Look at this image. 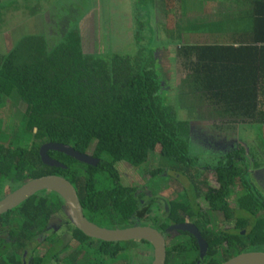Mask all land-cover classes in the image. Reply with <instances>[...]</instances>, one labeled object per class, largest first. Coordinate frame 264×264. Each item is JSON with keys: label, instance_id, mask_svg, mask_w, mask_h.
I'll return each mask as SVG.
<instances>
[{"label": "trees", "instance_id": "1", "mask_svg": "<svg viewBox=\"0 0 264 264\" xmlns=\"http://www.w3.org/2000/svg\"><path fill=\"white\" fill-rule=\"evenodd\" d=\"M191 4V0H181L178 8L185 14ZM132 6V12L128 11V23L143 21L153 33L151 10L146 7L145 0H133ZM135 8L140 11H135ZM262 10L252 9L254 18L245 29L253 37L249 42L188 44L175 39L173 46L165 44L169 46L166 50L173 51L176 58L171 75H165V80L160 78L158 66L148 60L143 63L134 55L106 57L107 54L92 43L96 37V30L91 32L95 17L87 25V13L80 15V10H77L74 19L67 21L65 28L57 29L58 35L51 45L41 35L23 37L4 56H0V106L5 100L20 104L22 110L14 113L15 120H18V137L29 145L28 148L6 149L5 156L11 164L0 166V172L7 173L0 176V182L4 177L13 182L17 178V182L24 183L47 174L61 176L74 188L84 217L95 223L84 211L95 217L103 212L107 217L105 226L111 228L126 221L121 220L112 207L114 200L123 201L130 194L135 205L141 206V201L145 200L142 188H137L138 193L133 194L136 192L133 188L121 185L117 164L126 163L137 169L144 166L149 152L156 153L167 160L166 171L178 173L188 180L192 198L196 188L193 181L195 171H210L215 186L207 188L205 199L212 211L221 213L223 221L228 224L233 220L234 232L226 233L222 230L209 231L205 228L206 220L198 218L201 225L199 233L207 245L205 255L198 264H220L241 252L264 251V199L256 192L247 175L251 167L257 166L255 157L238 139L231 147L219 151L208 150L201 142L192 144L188 121L176 118L174 113V110L183 113L182 107L188 113L190 101H177L171 105L162 97V83L165 82L166 87L170 86L175 92L184 83L192 95L191 101L213 102L223 110L240 116L234 124L255 123L260 127L264 123V38H258L259 35L264 36V8ZM115 15V19H121ZM180 30L192 29L188 23ZM106 34L104 32V39L108 38ZM179 73L186 75L180 86L173 80ZM256 101H260L261 109L256 108ZM258 130L256 137L263 141ZM48 142L67 145L78 153L90 155L97 163L95 166L83 164L65 154L50 151L52 159L63 167H47L40 161L38 148ZM223 142L228 144L230 141ZM199 145L203 146V156L210 157L213 152H218L217 157L205 164L190 151V146ZM2 160L0 156V164ZM163 168L150 172V177L163 173ZM94 175H99V180L102 176L108 177L109 185L102 188L95 186ZM240 191L243 195L235 199L237 210L248 213L250 220L234 218L233 209L226 203L227 197ZM49 196V203L46 197L39 196L37 199L35 195L30 196L0 215V231L8 230L9 237L17 235L19 229L21 232L24 230L26 236L35 234L40 236L38 241H46L44 247L36 245L34 250L43 249L37 250L34 257L33 250L28 251L30 253L24 262L29 264H59L50 249L52 240L45 235L46 229L37 231L41 226L44 229L51 215L60 213L63 201L55 193H49ZM174 203L175 200L169 203V215L165 222L158 225L159 228L184 221L176 214ZM182 203L187 206L190 201L179 202L181 206ZM183 209L189 211L188 207ZM134 216L136 223L141 225L140 221H144L145 217L141 218L137 212ZM245 227H248L247 231ZM62 228L81 249L87 244L95 245L93 253L82 255L78 251L79 254L65 258L66 263L111 264L122 261L120 264H133L134 255H137L134 250L143 246H146L145 250L151 249L149 243L142 240L112 243L94 240L85 237L69 222ZM242 230L245 231L242 233ZM168 237L165 234V240ZM54 243L61 245L58 239ZM18 245L5 242V248L0 251V264H19L17 253L25 246L20 244L19 249ZM193 245L194 240L167 244L164 264H194L183 260ZM6 251L10 255L6 256ZM127 251L129 254L125 255ZM217 251H220V262L216 258ZM151 259L152 256L149 261Z\"/></svg>", "mask_w": 264, "mask_h": 264}, {"label": "rangeland", "instance_id": "2", "mask_svg": "<svg viewBox=\"0 0 264 264\" xmlns=\"http://www.w3.org/2000/svg\"><path fill=\"white\" fill-rule=\"evenodd\" d=\"M132 1L133 0H0V31H7L11 42L18 41L25 37V35H39L38 33H40L44 35L45 39L48 41L47 43L51 45L52 41H54L58 35L57 29L65 28L68 25L67 21L74 19L77 16V10H80V15L83 13L85 14V12L87 13V25L90 23L93 16L95 17V26L91 32L94 33L96 30V37L95 41L93 40L92 43L93 45L96 43L95 47L98 45V49L103 50V53L107 54L106 57L114 54L123 57H131L134 55L135 58H140L143 63L145 60H148L150 63H154L155 67L158 66L159 74L161 76L160 78L165 80V75L170 77L169 75H171V70L174 68L176 62L174 52L166 50V48L169 49V46H173L175 39L185 42L186 40L183 38H186V32H183V38L179 35H173L171 33L168 34L165 32L166 29H171V25L168 24V22L173 21V15L170 14L173 12L172 2L170 3V0H145L146 7L151 10V25L153 33H151L149 28L145 27L143 21L135 20V22L133 21L128 23L130 19L128 11L132 12V9H134ZM161 5L165 8V12H163V14ZM135 11L138 12L140 10H136L135 8ZM180 12L179 8H177L176 15H179ZM115 14H117V18L120 17L121 19H115ZM38 16L39 19L36 21ZM97 18L99 20H97ZM179 25L180 27L186 26V24H182L181 21L179 22ZM180 27L177 25L178 29ZM104 32L108 33L106 34L108 37L106 39H104ZM124 33L127 37H125ZM231 36L235 35H228L229 38ZM219 37V35H216V38L210 37V39H218ZM212 42L224 43L223 41L215 42V40L193 41L195 44H212ZM165 44H168L169 46ZM12 45H15V43ZM89 48L90 50L92 49L90 46ZM2 49L5 48L0 47V51H2ZM185 77V73H179V75H176L173 80L178 86H180L183 81H185ZM162 91H164L162 94L163 99H166V101L171 105L177 101H190V109L188 110V113L185 112V108L183 107V113H179L175 110L174 113L176 118L181 120L186 119L188 121L189 135L192 144L201 142V144L206 146L208 150L211 148L213 151H219L224 147H231L234 141L238 139L241 143H243V145H245L246 149L251 152V156L255 157L254 152L259 150L256 154L257 156L255 157L256 160H254V162L258 164L257 162L260 160V150L264 151V146L261 147L259 143L260 139L256 137V132H259L258 129H260L258 125H255V123L249 125L241 123L237 124V122L234 124L233 122L238 120L240 117L237 116L236 113L233 114L230 111L223 110L221 106L212 104L213 102L191 101L192 95L190 90H187L186 84L184 85V83L181 88L175 92L171 90L170 86L166 87V83L164 82L162 83ZM182 94L183 96L180 97ZM11 101L15 100L11 99ZM256 108L261 109L260 101H256ZM15 110H22V107L18 102L11 103L9 100H5L0 106L1 156H5L7 148L10 150L15 147L28 148L29 145V142L23 143V141L18 137V120H15L14 117ZM228 137H230L231 140H229ZM224 139L230 142L228 144H224ZM211 145L212 147H210ZM199 146L200 147L190 146L192 149H189L193 155L200 158V160L205 164L209 163V159L217 157L218 152H213L210 157L203 156L205 154L203 146ZM148 154L149 155L144 166L137 169L131 168L126 163H118L116 166L121 185L131 187L133 188V191H136L137 188H142L143 190L141 194L143 195V198H145V200L143 199L141 201V206L135 205L134 201L132 202V194H130V197L123 201H120V199L114 200L112 202V207L117 210V214L120 216V219L130 220L132 222L136 219L134 214L137 212L141 218L145 217V219H143L144 221H140L141 226L147 225L149 227H155L158 232H162L160 230L163 228H159L158 225L166 221L169 215V203L173 200L176 201V203H174L176 214H179L182 218L188 219V222L193 223L196 220V216H201L200 218H204L205 216L206 219H208V211L211 209H209L210 206L208 204V200L205 199V193L207 188H214L215 185L211 175L209 174L210 171H195L193 181L196 188L194 197L192 198L188 180L185 177L178 175V173L166 171L168 168L166 159H161L156 153L149 152ZM5 160L7 161L9 159L5 158ZM4 165L7 166L6 162L2 161L0 166L3 167ZM160 167H164L162 169L163 173L150 177V172H153ZM98 176L99 175H94L92 177L95 181V186L102 188L109 185L108 177L102 176L99 180ZM248 176L251 183L254 185L256 192L264 199V191L257 186V179L256 176H254V172ZM9 181L10 180L5 179L1 182V194L5 192L6 187L11 186ZM18 185L19 182L15 186L17 187ZM12 186L11 188H13ZM47 193L48 192L44 190L38 191L35 194V198L38 199L39 196H45L46 201L49 203L51 200L49 194ZM137 193L138 191L133 194ZM240 195H243V191L227 197L226 203L229 208L233 209L234 218L242 217L250 220L248 213L245 214L244 212L237 210L235 199H237ZM183 200H189L190 203H187V206H183L184 203H182L181 206L179 202ZM183 207H188L189 211L187 209H183ZM193 210L194 214L192 215ZM210 212L213 213V216H210V220H207V223L210 221V226L205 225V228L208 227L209 231L210 228L211 230L223 229V224H227V222L223 221L221 213L214 212L212 210ZM84 214L88 215L89 218L95 222V224H103V212L99 213L98 217L93 216L87 211H84ZM187 214L188 217H186ZM58 216L59 214H53L50 216L49 225L52 227L53 232L51 233L48 230L45 232V235L50 233L48 235L50 239H53V237L55 239L59 237L61 238V236H63V243L61 246L63 247L62 249H58L57 245H52L50 248L56 257V262L59 264H68L63 261V259L67 258L69 255H74V253H78V251L82 255L85 254V252L93 253L95 245H89L86 243L87 245H84L81 249L76 246V241L70 240L69 235L63 232L64 229L61 227L59 228L60 217ZM229 222V224H231L232 220ZM196 225L199 228L201 226L199 223ZM166 229H170V226H167ZM245 229L247 231L248 227H245ZM37 231H44L43 226L39 227ZM243 231L245 230H242V233ZM23 232L17 229V235L12 234L8 237L10 234L8 230H5L4 232L0 231V238H6L7 242L10 244H19V249L20 244H23L25 246L24 249L17 253V256L19 257V264H29V262H24L26 256L30 253L28 251L32 249V255L34 257L37 250L43 249L40 247H44L46 245V241H38L39 238L36 237L35 234L26 236L24 230ZM166 233L169 236L166 241L168 245H174L175 243L187 239L186 235L181 233L177 234L175 229H171ZM135 244L139 245L138 242H135ZM36 245H39L40 247L34 250V248L37 247ZM145 247L146 246L138 247V249L134 250L137 255H134L133 264H150L151 260L149 261V257L146 256H151L152 254L150 253V250H145ZM64 248L66 249L65 251H63ZM1 250L2 249H0V251ZM128 254L129 251L125 253V255ZM5 255L8 256L10 254L6 251ZM191 258L192 257L188 255L184 257L183 260L184 262H189ZM216 258L218 262L221 261L220 251L216 252ZM120 263L123 262L117 261L111 264ZM69 264H73V262H70Z\"/></svg>", "mask_w": 264, "mask_h": 264}, {"label": "water", "instance_id": "3", "mask_svg": "<svg viewBox=\"0 0 264 264\" xmlns=\"http://www.w3.org/2000/svg\"><path fill=\"white\" fill-rule=\"evenodd\" d=\"M41 149L52 150L65 154L74 160L95 166L97 160L88 154H82L74 151L71 147L63 144L44 143L38 150L40 161L44 165L63 167L55 160L48 156L42 155L45 152ZM50 191L55 193L63 201V212L71 225L80 231L85 237L102 241V242H126L130 240H142L152 248V260L150 264H164L165 259V241L162 235L154 228L147 225L131 226L126 228L106 229L88 221L82 214L80 204L72 185L63 177L58 175H44L30 179L13 190L2 199H0V215L6 213L19 203L33 196L38 191ZM189 227L190 230L184 229ZM186 230L190 232L197 240L199 247V257L203 255L205 242L200 238L198 232L191 225L177 224L170 226V229ZM220 264H264V251H248L238 253Z\"/></svg>", "mask_w": 264, "mask_h": 264}, {"label": "crops", "instance_id": "4", "mask_svg": "<svg viewBox=\"0 0 264 264\" xmlns=\"http://www.w3.org/2000/svg\"><path fill=\"white\" fill-rule=\"evenodd\" d=\"M171 2L173 12H171L170 14L173 15V21L168 22V24L171 25V29H166L165 32H167L168 34L171 33L173 35L176 34L183 38L182 36L184 35V31H181L180 28L178 29L177 25L180 21L182 24L186 25L189 23V28H191L192 30L185 31V35L187 36L186 38H183L188 44H195L193 43V41L196 40H215V42L223 41L237 43L249 42L253 39V37H250L251 34L247 33L245 29L248 25H250L251 20L254 18L252 14V9L255 8L256 11H260L264 8V0H191L192 4L190 7L187 8V10H185V14L180 12L179 15H176L177 8L181 5V0H170V3ZM163 12H165V8L162 6V14ZM38 19L39 16L36 18V21ZM178 26L180 27V25ZM200 27L205 28L200 31L196 30ZM38 34L44 37V35L40 33ZM229 34L235 36H231L229 38ZM216 35H219L220 37L218 39H210V37L216 38ZM258 38H264V36L259 35ZM9 39L10 36L7 31H0V47L6 49H2V51H0V56H4L14 46L12 44L17 42H11ZM256 58H259V56H256ZM260 136L262 140H264V123L260 125ZM228 139L231 140L230 137H228ZM250 141L254 143L252 140ZM235 142H238V140L236 139L234 143ZM247 142L249 143L248 140ZM259 143L261 147L264 146L263 141H260ZM258 151L259 150H256L254 152L255 157L257 156L256 154ZM259 154L260 160L257 162V166L251 167L247 175L254 172V176H256L257 179V186L260 187L262 191H264V151L260 150Z\"/></svg>", "mask_w": 264, "mask_h": 264}, {"label": "flooded vegetation", "instance_id": "5", "mask_svg": "<svg viewBox=\"0 0 264 264\" xmlns=\"http://www.w3.org/2000/svg\"><path fill=\"white\" fill-rule=\"evenodd\" d=\"M44 144V143H43ZM42 144H40L39 145V148H40V146H41ZM39 148H38V150H39ZM41 151H43V152H45L44 154H42V155H47L48 156V158L49 159H51V160H54V159H52V156L49 154V152L50 151H52V150H45V149H41L40 150V152ZM1 156V155H0ZM5 158H8V157H6V156H1V159H3L2 161H4V162H6V165L7 166H9L10 164H11V162H7L6 160H5ZM2 161H1V163H2ZM5 166V165H4ZM6 166V167H7ZM45 166H49V165H45ZM0 176H2V175H5L6 176V174L7 173H2V172H0ZM47 175H49V174H47ZM50 175H52V174H50ZM3 180H5V177L3 178ZM2 180V181H3ZM15 180V182H13V180H11V181H9V184H11V186L12 185H14V186H12L13 188H11V186L9 187H6V189H5V192H3L2 194L0 193V199H2L4 196H6L7 194H9L10 192H12L13 190H15L16 188H18V186H21L23 183H20L21 181H19V185L16 187L15 185L18 183L17 181H18V179L17 178H15L14 179ZM28 181V180H27ZM26 182V181H25ZM24 182V183H25ZM0 185H1V182H0ZM215 186V185H214ZM48 193L47 194H49V193H53V192H50V191H47ZM36 194V193H35ZM35 194H33V195H35ZM45 197V196H44ZM62 206H63V204H62ZM62 206H61V208H60V213H58L59 214V216L58 217H60V224H59V228L61 227L62 228V225H67L68 224V222L70 223V221L67 219V217L65 218V217H63L62 216V214L64 215V212H63V209H62ZM210 209V208H209ZM211 211V210H210ZM210 211H208V219H206V217L204 216V218L206 219V225H209L210 226V221L207 223V220H210V216H213V213H211ZM179 217L181 218V216L179 215ZM186 217H187V215H186ZM201 216H196V220L192 223V222H188V219H185V218H183L184 219V221L183 222H179V223H177V224H183V225H185V226H189V225H191L192 227H194L195 228V230L198 232V234H199V236H200V233H199V229L201 228H199V227H197V225L196 224H198V218H200ZM234 217V216H233ZM106 216L104 215L103 216V221H102V223L105 225V220H106ZM204 218H202V219H204ZM66 219H67V221H66ZM204 219V220H205ZM49 221H50V217L47 219V221H46V223H45V226H44V230L46 229V230H48L49 232H53V229H52V227L49 225ZM98 221V220H97ZM125 223H123V224H120V225H116V224H114L113 225V227H111V228H106L103 224H101L100 223V225H97V226H100V227H103V228H106V229H114V228H126V227H131V226H138V225H140L139 224V222L138 223H136V221H135V219H134V221H130V220H126V221H124ZM99 223V222H98ZM232 223H233V220H232ZM71 224V223H70ZM95 224V223H94ZM177 224H170V225H168V226H172V225H177ZM229 224V223H228ZM228 224H223V229H221L222 231H224V232H226V233H229V232H234V230H233V226H232V224L231 225H228ZM228 227V228H227ZM152 228H154V229H156L155 227H152ZM207 229H208V227H207ZM227 229H229V230H227ZM157 230V229H156ZM210 230H211V228H210ZM158 231V230H157ZM160 231H162V232H159L161 235H162V237H163V239H164V241H165V246L167 245V243H166V241L168 240V239H166L165 240V234H167L166 232L167 231H169V229H166V228H164L163 230H160ZM176 231V233L177 234H179V233H181V234H184V235H186V238L187 239H184V241H181V242H186V241H191V240H194V244L195 245H193L194 247H193V249H191V250H189V252H187V253H185V255H190L192 258H191V260H190V262H195L194 264H198L199 262H200V260L201 259H203V257H204V255H205V252H206V249H207V245H206V243H205V249H204V252H203V255L201 256V257H199V247H198V245H197V240L195 239V237L190 233V232H188V231H186V230H180V229H178V230H175ZM2 232V231H1ZM63 232H65L67 235H69V233L68 232H66L65 230H63ZM237 232H239V233H241V231H237ZM163 233V234H162ZM50 234V233H49ZM48 234V235H49ZM41 235V234H40ZM47 235V236H48ZM9 237V236H8ZM37 237L39 238L40 236L39 235H37ZM69 237H70V235H69ZM200 238L202 239V237L200 236ZM56 239H58V240H60V243H61V245H58V249L59 248H61V246H62V243H63V236H61V238L59 237V238H56ZM52 240V245H56L55 243H54V241H55V238L53 237V239H51ZM203 240V239H202ZM7 241V239L5 238H0V249H4L5 248V242ZM204 241V240H203ZM205 242V241H204ZM109 243H112V242H109ZM51 245V246H52ZM150 248H151V246H149ZM51 248V247H50ZM66 249L64 248L63 249V251H65ZM149 253V252H148ZM150 253L152 254V248L150 249ZM4 254H5V252H4ZM54 254V253H53ZM152 256V255H151ZM147 257H150V255L149 256H147ZM197 257V258H196ZM152 260V259H151ZM63 261H64V259H63ZM69 264V263H68Z\"/></svg>", "mask_w": 264, "mask_h": 264}, {"label": "bare ground", "instance_id": "6", "mask_svg": "<svg viewBox=\"0 0 264 264\" xmlns=\"http://www.w3.org/2000/svg\"><path fill=\"white\" fill-rule=\"evenodd\" d=\"M184 229H188V230H190V228H189V227H184Z\"/></svg>", "mask_w": 264, "mask_h": 264}]
</instances>
